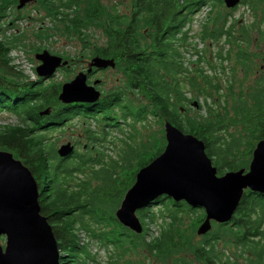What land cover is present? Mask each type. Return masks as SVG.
Masks as SVG:
<instances>
[{"label":"trees","instance_id":"1","mask_svg":"<svg viewBox=\"0 0 264 264\" xmlns=\"http://www.w3.org/2000/svg\"><path fill=\"white\" fill-rule=\"evenodd\" d=\"M36 2L35 8L43 10L48 17L61 14L58 22L62 23L64 34L78 42L77 56L113 58V69L118 75L113 86L104 90L95 102L64 104L58 99L61 82L38 76L26 78L9 64V48L23 42L25 37L14 35L10 42L0 39V111L14 114L22 122L0 125V149L13 152L36 178L40 212L51 225L61 264L94 263L91 254L78 244L74 232L79 229L114 250L120 249V255L141 249L152 258L168 256L173 247L176 251L174 237L180 236V232L175 227L182 222L183 215L203 209L162 195L149 207L136 211L142 224L141 233L123 226L114 215L137 170L163 150V134L149 137L140 148L141 158L136 156V144L121 140L129 147L122 149L126 152L122 159L108 156L105 160L100 151L99 158L77 150L58 157L46 142L47 133L61 129L73 116L101 120L104 131L111 127L110 120L119 124L122 119V124L134 128V123L145 122L152 116L162 124L168 120L183 132L201 139L219 175L247 167L251 158L248 153L254 146H250L247 154H240L244 135L250 134L257 140L264 138V57L263 64L256 70L254 67L261 55L258 50L261 48L264 53V0L240 1L250 3L254 14L259 13L253 21L257 22L256 26L239 23L238 19L232 21L236 6L222 11L219 8L224 6L223 0H130L124 10L101 0ZM12 3V0H0V21ZM204 6L209 9L201 38L207 35L222 39L228 49L216 52L215 57L220 60L217 63L211 58L204 59L205 51L197 50L196 63L186 65L184 52L188 49L189 28H184ZM207 23L211 24L209 29ZM91 27L100 35H92ZM39 29L35 38L46 40L52 36L49 27L40 25ZM251 31L256 32V38L250 36ZM43 49L44 46H37L35 51ZM57 54L64 60H72L69 54ZM59 69L65 70L67 66ZM194 99L197 108L204 109L203 115L184 112L191 109ZM47 108L49 113H42ZM128 116L131 123L126 122ZM87 134L89 140L98 141L90 130ZM131 137L130 133L128 138ZM135 158L134 169L131 160ZM89 163L91 167H87ZM85 169L89 172L78 176ZM152 206L162 207L161 228L158 236L147 240L148 225L159 219L158 213L150 210ZM223 237L243 248L249 257L248 264H264V194L245 190L228 222H212V229L202 235L193 249L196 260L202 264H231V260H222L215 248ZM109 258L108 264H118L113 257ZM173 263L185 264L179 258Z\"/></svg>","mask_w":264,"mask_h":264},{"label":"water","instance_id":"2","mask_svg":"<svg viewBox=\"0 0 264 264\" xmlns=\"http://www.w3.org/2000/svg\"><path fill=\"white\" fill-rule=\"evenodd\" d=\"M29 0H19L17 9ZM226 8H233L240 0H223ZM38 77L50 78L68 66V60L47 49L36 52ZM114 68L113 58L93 56L86 72L79 71L71 80L63 82L58 93L61 103L95 102L101 92L86 82L88 73ZM98 80L94 81V84ZM42 113L48 114L49 108ZM165 146L160 154L140 167L132 185L125 191L114 215L125 227L141 233L142 224L136 211L149 207L162 195L174 201H184L190 207L205 212L196 233L204 235L212 222H228L245 190L264 194V138L259 139L247 167L217 173L205 145L193 134L185 133L170 121L163 123ZM72 153L69 143L57 149V155ZM38 183L30 169L14 156L0 149V264H61L57 240L50 223L40 212Z\"/></svg>","mask_w":264,"mask_h":264},{"label":"rangeland","instance_id":"3","mask_svg":"<svg viewBox=\"0 0 264 264\" xmlns=\"http://www.w3.org/2000/svg\"><path fill=\"white\" fill-rule=\"evenodd\" d=\"M130 0H101L104 4H115L118 9L124 10L128 7ZM241 1V0H240ZM11 4V12L14 15H28L32 17L29 22L23 23V28H21L20 23L15 26V28H11L12 33H18L17 36H21L23 38V42L18 43V47L23 51V62L21 65H17L19 67L20 72L29 79L36 78L35 68L38 65V61L35 59L34 55L36 53L35 48L37 46H44L50 53L58 55L57 53L69 54L72 57L68 60L67 69H58L55 72V75L50 77L46 81L54 80L55 82H66L71 80L79 71L86 72V64L90 60L92 55H87L85 57L77 56L79 52V45L75 39L67 38L63 32V25L61 22L45 20L46 14L44 11H38L35 6L37 5L36 0H30L21 7V9H17L15 5V1L12 0ZM209 6V5H208ZM204 6L200 10H198L193 15V20L186 26L189 28V38H188V51L184 52V58L188 61H192V57L195 58V51H200L201 49L205 51V58L214 61V63L219 62V58L215 57V54L220 49H228V45L224 43L222 39H211L209 36H205L203 39L201 38L202 28L204 24V20L206 18V13L208 12L209 7ZM82 8V6H80ZM222 11H225V5L219 8ZM19 10V12H18ZM65 10H68L66 8ZM72 10V8H71ZM212 9L214 13L215 10ZM232 21L238 19L239 23H252L256 26L257 22H253L254 19H257L258 12L252 11L250 3L246 5V3H240L236 5V8L232 10ZM43 17V18H42ZM40 25L49 27V32L52 35L50 38L46 40H39V38H35V35L39 33ZM53 25V27H52ZM210 23H207L208 29L210 28ZM9 27L8 25H5ZM3 26V27H5ZM89 32L97 36L100 35L99 31H95L94 27H91ZM205 35V34H204ZM250 36L256 38V32L251 31ZM255 45V44H254ZM35 47V48H34ZM254 47V46H253ZM255 49V48H254ZM261 52V55L257 57L255 61V70L263 64L264 53H262L261 48L258 50ZM202 52V51H201ZM223 53V51H221ZM60 56V55H59ZM62 57V56H61ZM213 57V58H212ZM196 59V58H195ZM228 62V61H227ZM230 63V62H229ZM223 65L228 63L222 62ZM187 65V64H186ZM205 67L206 65H202ZM208 68V67H207ZM207 72L209 73V69ZM255 70L253 74H255ZM239 76H242L240 71L237 72ZM117 72L113 68H107L101 72H95L89 74L87 76L86 82L89 85H94L101 93L113 86V79L117 77ZM98 80V83L94 84V81ZM192 95V94H191ZM135 101V98H132ZM196 100V99H194ZM203 102V99H200ZM191 109L189 111H184L188 115H196L204 114V109L201 110L197 108L196 104L190 105ZM193 108V109H192ZM101 121V120H100ZM96 119H87L84 120L79 116H73L67 123L61 128L55 131L47 133L48 139L46 140L47 144L52 147L53 152L57 155V149L69 143L72 148V152L77 150L78 152L88 154L89 156H96L99 158L100 152L104 154V159L106 160L110 156L112 159L121 160L122 154L126 153L122 151V149L129 150V147L125 144V142L121 140H125L131 144H136V149L138 153L137 157L141 158V147L147 143V140L153 134L158 137L161 136V133L164 136L163 124L159 122L156 118L149 116L145 122H136L133 124L134 128L129 125L122 124V119H119V124L114 123V120H110L108 123L112 124L111 127H106L104 131L103 123ZM126 122L131 123L132 118L130 116L126 117ZM22 122L20 118L14 114L8 113L6 111H0V125H21ZM174 125V124H173ZM134 129V130H133ZM87 130H90L98 137V141L94 142V139H88ZM132 134L131 139L128 138L129 134ZM106 134V135H105ZM261 139V138H260ZM259 140V139H258ZM257 139L253 138L252 135L246 134L242 140V146L239 148L240 154L243 152L244 154L248 152L250 146H255ZM90 146L92 150H89L86 146ZM254 148V147H253ZM253 150V149H252ZM252 153V151H251ZM251 153L248 155L251 156ZM130 155H132L130 153ZM60 157L59 155H57ZM132 157V156H131ZM133 158V157H132ZM245 158V157H244ZM132 168L137 167V158L131 160ZM91 167V163L87 164V167ZM89 172V169H85L84 174H78V176H84ZM122 178V177H121ZM122 199V198H121ZM120 203V202H119ZM160 208L161 206H152L151 211L157 214L159 218L156 222H152L148 225L149 231L146 234V239L150 240L152 237L158 236L161 226L160 224ZM145 209V208H144ZM201 209V208H200ZM199 211V209H198ZM195 212V213H187L183 215L182 222L177 224L175 230L179 229L180 236L174 237L176 251H173L174 247L170 251L168 256H165L161 259L152 258L147 254V252L139 249L133 251H126L123 255H120L121 250H114L110 246H106L102 242H97L93 237L85 235L87 238L91 240L90 253L94 258V263L90 264H108L109 257H113L118 264H174L173 260L175 258H179V260L183 261L185 264H202L197 261L193 255V249L200 241L202 235H198L196 233V229L198 228L200 222H198L204 216L203 212ZM148 221V218H145V222ZM212 229V228H211ZM177 234V233H176ZM176 236V235H175ZM5 238L4 236H0V244L4 246ZM218 256L222 258V260H231L234 264V261H237V264H248V254L243 252V248L237 246L236 244H232L228 241L227 237H223L219 240V242L215 245ZM224 256L228 258H224ZM231 263V264H232Z\"/></svg>","mask_w":264,"mask_h":264},{"label":"built area","instance_id":"4","mask_svg":"<svg viewBox=\"0 0 264 264\" xmlns=\"http://www.w3.org/2000/svg\"><path fill=\"white\" fill-rule=\"evenodd\" d=\"M26 21L29 22V19L27 17L15 16L11 12V8L8 7L5 16L0 21V29H1L0 39L3 40L4 42H10L12 37L14 35L18 34V33H12L11 28H15V26L18 24V22L20 23L21 28H23V26H24L23 23H26ZM5 25H8L9 27H7ZM3 26H5V27H3ZM18 46H19L18 44L15 46H11L7 52L9 64L11 66H13L16 70H19V67H17L16 64L21 65L23 62V51ZM195 58H197V55H195ZM195 58L192 57V60H194ZM185 63L189 64V62L187 60L185 61ZM75 233L77 236V241H78L79 246L80 247L82 246L85 249V251H87L89 254H91L90 253V246H91L90 243H91L92 239L87 238L85 235H88V234H86V232L83 231L82 229L75 230ZM95 240H96V243L99 242L97 239H95ZM91 255H93V254H91Z\"/></svg>","mask_w":264,"mask_h":264},{"label":"flooded vegetation","instance_id":"5","mask_svg":"<svg viewBox=\"0 0 264 264\" xmlns=\"http://www.w3.org/2000/svg\"><path fill=\"white\" fill-rule=\"evenodd\" d=\"M15 1V5H16V8H17V5H18V3H19V0H14ZM30 1V0H29ZM28 2V1H27ZM21 9V8H20ZM68 11H72L71 9H69ZM67 13V12H66ZM43 18V17H42ZM45 20H53V21H56V20H61V14H57V16L55 17V18H51V17H48V16H46L45 17ZM85 69H87V64H86V68ZM96 69L93 67L92 68V72L91 73H88V75L89 74H92V73H95V72H101V71H104V70H98V71H95ZM194 104H195V102H194Z\"/></svg>","mask_w":264,"mask_h":264},{"label":"clouds","instance_id":"6","mask_svg":"<svg viewBox=\"0 0 264 264\" xmlns=\"http://www.w3.org/2000/svg\"><path fill=\"white\" fill-rule=\"evenodd\" d=\"M24 17V16H23ZM147 208V207H146ZM96 239V238H95ZM99 241V240H98ZM100 242V241H99ZM84 249V248H83Z\"/></svg>","mask_w":264,"mask_h":264}]
</instances>
